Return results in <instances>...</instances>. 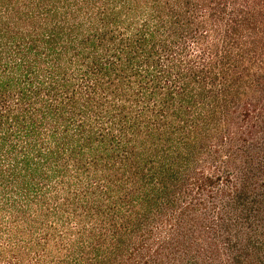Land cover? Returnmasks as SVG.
Returning a JSON list of instances; mask_svg holds the SVG:
<instances>
[{
    "label": "trees",
    "instance_id": "16d2710c",
    "mask_svg": "<svg viewBox=\"0 0 264 264\" xmlns=\"http://www.w3.org/2000/svg\"><path fill=\"white\" fill-rule=\"evenodd\" d=\"M0 264H264V0H0Z\"/></svg>",
    "mask_w": 264,
    "mask_h": 264
}]
</instances>
